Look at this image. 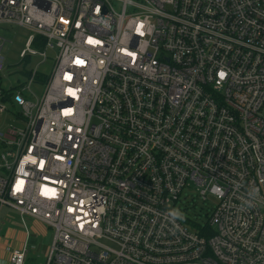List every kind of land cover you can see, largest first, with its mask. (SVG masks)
Masks as SVG:
<instances>
[{
    "label": "built area",
    "instance_id": "built-area-1",
    "mask_svg": "<svg viewBox=\"0 0 264 264\" xmlns=\"http://www.w3.org/2000/svg\"><path fill=\"white\" fill-rule=\"evenodd\" d=\"M4 25L57 49L37 102L0 86V210L54 228L46 264H264V0H0V72Z\"/></svg>",
    "mask_w": 264,
    "mask_h": 264
},
{
    "label": "rangeland",
    "instance_id": "rangeland-1",
    "mask_svg": "<svg viewBox=\"0 0 264 264\" xmlns=\"http://www.w3.org/2000/svg\"><path fill=\"white\" fill-rule=\"evenodd\" d=\"M30 33V30L18 25H4L1 34L6 39L3 47L5 69L0 72V86L5 90L20 91L32 102H37L45 91V82L52 72L57 49L48 50L50 57L46 60L39 54L23 58L21 51L26 47ZM35 69L38 70V76L32 83L31 90L24 89L29 82V73ZM7 107L9 111L0 114V130L6 129L11 123H19L15 115L21 110L20 106L8 102ZM216 202L217 199L213 195H208L204 200L197 193L196 185L191 182L178 201L176 210L188 220V228H208ZM0 221V264H8L5 248H21L23 235L26 233L29 237L26 241L24 264H46L53 243V227L41 224L33 218L23 217L16 209L7 205L0 210Z\"/></svg>",
    "mask_w": 264,
    "mask_h": 264
},
{
    "label": "crops",
    "instance_id": "crops-1",
    "mask_svg": "<svg viewBox=\"0 0 264 264\" xmlns=\"http://www.w3.org/2000/svg\"><path fill=\"white\" fill-rule=\"evenodd\" d=\"M23 237H24V242L21 244V245H23L21 248H18V247H15V248H13V249H11L10 247H6L5 248V250L7 251V261H8V264H9V256H10V251L11 250H14V249H25L26 250V252H27V246H26V241H27V239H28V237H29V235H28V233H26V234H24L23 235ZM20 245V246H21ZM9 248V249H8Z\"/></svg>",
    "mask_w": 264,
    "mask_h": 264
},
{
    "label": "trees",
    "instance_id": "trees-1",
    "mask_svg": "<svg viewBox=\"0 0 264 264\" xmlns=\"http://www.w3.org/2000/svg\"><path fill=\"white\" fill-rule=\"evenodd\" d=\"M182 219H183L186 223L188 222L185 218L182 217ZM198 229H199V228H198Z\"/></svg>",
    "mask_w": 264,
    "mask_h": 264
}]
</instances>
